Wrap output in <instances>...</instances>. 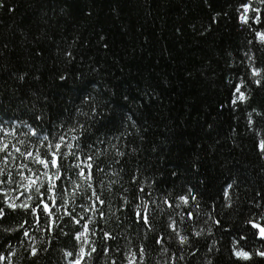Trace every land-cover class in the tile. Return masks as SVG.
Here are the masks:
<instances>
[{
	"label": "trees",
	"instance_id": "obj_1",
	"mask_svg": "<svg viewBox=\"0 0 264 264\" xmlns=\"http://www.w3.org/2000/svg\"><path fill=\"white\" fill-rule=\"evenodd\" d=\"M241 2L261 9L264 19L259 0H4L0 122L20 127L22 121L46 132L81 125L82 145L104 151L95 163L104 169L98 180L105 187L96 188L108 203L101 206L104 218L88 214L94 215L95 235L88 233L83 246L95 245L96 252L81 264H122L129 250L141 246L142 264H264L258 255L245 261L232 254L243 235L245 250H264V241L246 232L245 224L264 212V156L248 125L250 117L264 122V81L257 85L259 77L252 76L253 67L264 76V44L255 39L259 25L240 22ZM237 84L247 99L233 106ZM109 179L119 181L111 192ZM137 185L156 200L189 188L197 199L187 209L150 205L149 231L136 222L131 206L117 211V193L132 200ZM17 187L0 185L6 189L0 192L6 210L0 252L12 253L11 264H69L81 247L79 225L64 218L52 231L43 219L37 226L30 213L4 202L5 195L17 205L24 201ZM169 217L188 243L181 245L168 228ZM105 246L108 254L101 251Z\"/></svg>",
	"mask_w": 264,
	"mask_h": 264
},
{
	"label": "snow or ice",
	"instance_id": "obj_2",
	"mask_svg": "<svg viewBox=\"0 0 264 264\" xmlns=\"http://www.w3.org/2000/svg\"><path fill=\"white\" fill-rule=\"evenodd\" d=\"M259 2L264 4V0H259ZM2 7H4V0H0V8ZM11 10L10 8L9 11ZM249 11L253 13L251 17L248 15ZM238 12V18L242 24L249 27L252 23L259 25L258 29H253L255 39L264 44V19H262L261 9L252 8L250 3L241 2ZM67 55L70 56L71 53H67ZM261 71L260 68H252V76L259 77L253 81L257 85H261L264 81V76H260ZM60 79L64 80L65 77L61 76ZM232 87L234 92L230 98V104L239 106L247 97L241 85L237 84ZM19 125L20 127L15 122L10 125L0 122V185L17 184L18 187L14 191L19 192L20 189H23L24 192L20 195H24L25 199L19 205L13 202V199H9L8 195H5L3 200L7 207L13 211L19 206L26 213H30L37 226L43 219L49 231L54 230L57 222L64 220V218H67L70 223L79 225V230L76 231L75 236L81 240V247L75 258L69 261V264H81L85 257L91 258L96 252L95 245L87 250L83 245L89 244L88 233L95 235V230L91 227V223L95 222L94 215L104 218L105 213L101 206L108 203L96 188L97 183L102 188L105 187L103 181L98 180L99 175L104 173V169L99 163H95L101 155H104V151L95 144L82 145L83 133L77 131L78 128L82 127L81 125L62 127L51 132H46L39 126L24 124L22 121L19 122ZM248 125L250 132L256 138L255 147L259 154L264 156V122L257 125V122L250 117ZM21 128L26 129V131H22ZM112 147L115 148L116 146L113 145ZM116 155L122 156L124 153L116 149ZM113 175H119V173L113 172ZM132 180L135 182L136 177L133 176ZM118 183L119 181L109 179L106 186L107 190L111 192L113 186ZM231 187L232 185L229 184L224 189L225 197H228V188ZM137 188L138 191L132 200L123 193H117L121 197L120 208L117 211L131 206L136 222L149 231L154 230L152 219L155 211V208L149 207L150 205L159 207L162 203L168 209H187L190 202L197 199L191 188L183 193L172 195L171 198L168 195H163L161 200L153 199L152 193L146 192L143 186L137 185ZM3 191L6 189L0 188V192ZM77 200H83L84 203L77 204ZM134 200L139 202L133 203ZM73 205L80 208L79 213L75 211ZM89 213L94 215H88ZM184 215L187 218L193 217L191 211H186ZM5 216V208L0 207V218ZM169 219L171 222L168 224V228H171L172 232L175 233L179 243L181 245L188 243L189 237L180 234L176 229L177 222L171 220V217ZM216 223L219 224L220 221L217 220ZM245 224L247 225L246 232H250L253 237H258L264 241V212L253 214L251 218L245 221ZM18 227L23 228V224L18 225ZM6 231H11V229H6ZM195 235L198 237L201 233L195 232ZM24 236L28 237L29 232L24 231ZM103 237L110 239L111 233L104 231ZM29 238L31 239V237ZM246 239L247 235L241 236L236 242L237 246L233 248L232 254L237 260L249 261L253 255L264 257V250L258 249L253 253L241 247L240 241H246ZM162 242V238L156 239L157 244ZM30 251L32 255L37 253L35 247H32ZM101 251L108 254L109 248L105 246ZM11 255V252L7 254L0 252V264H4L5 261L7 264H11ZM66 255L72 256L73 253L68 252ZM172 258L184 259L182 255L177 258L175 253L172 254ZM144 261L145 250L141 246L135 252L129 250L122 264H142ZM113 264H115V260H113Z\"/></svg>",
	"mask_w": 264,
	"mask_h": 264
},
{
	"label": "rangeland",
	"instance_id": "obj_3",
	"mask_svg": "<svg viewBox=\"0 0 264 264\" xmlns=\"http://www.w3.org/2000/svg\"><path fill=\"white\" fill-rule=\"evenodd\" d=\"M250 1H252V0H250ZM263 15H264V13H263Z\"/></svg>",
	"mask_w": 264,
	"mask_h": 264
}]
</instances>
